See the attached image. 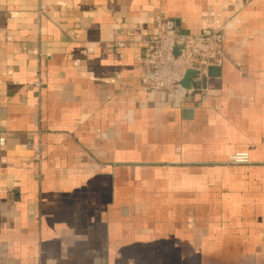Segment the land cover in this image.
<instances>
[{
	"label": "crops",
	"instance_id": "obj_1",
	"mask_svg": "<svg viewBox=\"0 0 264 264\" xmlns=\"http://www.w3.org/2000/svg\"><path fill=\"white\" fill-rule=\"evenodd\" d=\"M157 15L207 94L142 90ZM0 264H264V0H0Z\"/></svg>",
	"mask_w": 264,
	"mask_h": 264
},
{
	"label": "built area",
	"instance_id": "obj_2",
	"mask_svg": "<svg viewBox=\"0 0 264 264\" xmlns=\"http://www.w3.org/2000/svg\"><path fill=\"white\" fill-rule=\"evenodd\" d=\"M155 25L154 34L138 40L140 53L136 61L142 73V90L145 93L174 95L176 90L182 88L187 74L192 72L194 76L187 96L207 94L210 69L222 68L225 62L222 31L200 35L183 34L170 28L161 15L155 17ZM73 36L78 37L76 34ZM127 47L124 41L109 45L121 58ZM1 142L4 143V140ZM230 163L249 164L250 155L247 152L235 154Z\"/></svg>",
	"mask_w": 264,
	"mask_h": 264
},
{
	"label": "water",
	"instance_id": "obj_3",
	"mask_svg": "<svg viewBox=\"0 0 264 264\" xmlns=\"http://www.w3.org/2000/svg\"><path fill=\"white\" fill-rule=\"evenodd\" d=\"M221 68H211L209 75L211 76L212 73H217L220 72ZM194 76V73L189 72L182 84V88L176 90L174 94L175 101L180 105L182 100L187 97V90L190 89L191 87V80Z\"/></svg>",
	"mask_w": 264,
	"mask_h": 264
}]
</instances>
